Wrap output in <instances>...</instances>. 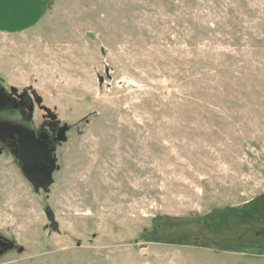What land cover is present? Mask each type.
<instances>
[{
    "label": "rangeland",
    "instance_id": "374dc122",
    "mask_svg": "<svg viewBox=\"0 0 264 264\" xmlns=\"http://www.w3.org/2000/svg\"><path fill=\"white\" fill-rule=\"evenodd\" d=\"M0 92L68 127L47 193L0 137V264H264V0H0Z\"/></svg>",
    "mask_w": 264,
    "mask_h": 264
},
{
    "label": "flooded vegetation",
    "instance_id": "af4514ba",
    "mask_svg": "<svg viewBox=\"0 0 264 264\" xmlns=\"http://www.w3.org/2000/svg\"><path fill=\"white\" fill-rule=\"evenodd\" d=\"M39 97L34 95H29L27 92H23L19 95H9L0 92V112L2 111H14L18 112L23 119L29 121L32 119L33 113L35 111V107L39 106L42 101H39ZM43 112L46 114L48 121L53 122L55 117L52 118L53 115L50 112L42 107ZM66 125L58 126L54 124V126L49 130V132L45 130L40 131H25L21 127L16 125H3L0 126V137L6 138L9 143L16 147V151L18 154V162L20 167L26 163V159H20V149L25 147L27 144H30L31 141L39 142L43 144L45 147L50 148L55 145V149L57 145L60 143L54 142L55 138L58 136V133L61 128ZM54 155V153H53ZM22 170V169H21ZM4 239L0 238V253L7 250L5 247Z\"/></svg>",
    "mask_w": 264,
    "mask_h": 264
},
{
    "label": "water",
    "instance_id": "95a60500",
    "mask_svg": "<svg viewBox=\"0 0 264 264\" xmlns=\"http://www.w3.org/2000/svg\"><path fill=\"white\" fill-rule=\"evenodd\" d=\"M105 76L106 79L111 81L110 69L105 66ZM98 77V84L102 86L104 83V78L100 75ZM41 101V99H39ZM54 118V116H52ZM68 131V127L64 126L60 129L58 136L55 138L54 142H64L66 140L65 134ZM20 159L25 158L26 163L22 166V172L26 180L31 184L33 190L36 193L40 191L47 193L48 188L53 184V173L55 170L56 162L55 156V145L47 148L39 142L31 141L25 147L22 146L20 149ZM46 217L49 221L53 219V214L48 209L46 210ZM7 249L11 248V243H5Z\"/></svg>",
    "mask_w": 264,
    "mask_h": 264
},
{
    "label": "trees",
    "instance_id": "16d2710c",
    "mask_svg": "<svg viewBox=\"0 0 264 264\" xmlns=\"http://www.w3.org/2000/svg\"><path fill=\"white\" fill-rule=\"evenodd\" d=\"M263 204V202H258V200L253 201L250 206L247 209V213L244 215L246 217L249 218H260L261 215V211H262V207L261 205Z\"/></svg>",
    "mask_w": 264,
    "mask_h": 264
}]
</instances>
